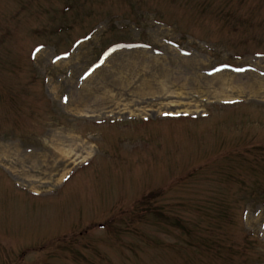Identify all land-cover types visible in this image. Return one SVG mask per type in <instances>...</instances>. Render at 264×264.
<instances>
[{"label": "rangeland", "instance_id": "374dc122", "mask_svg": "<svg viewBox=\"0 0 264 264\" xmlns=\"http://www.w3.org/2000/svg\"><path fill=\"white\" fill-rule=\"evenodd\" d=\"M235 77L264 82V0H0V264H264Z\"/></svg>", "mask_w": 264, "mask_h": 264}, {"label": "bare ground", "instance_id": "6f19581e", "mask_svg": "<svg viewBox=\"0 0 264 264\" xmlns=\"http://www.w3.org/2000/svg\"><path fill=\"white\" fill-rule=\"evenodd\" d=\"M236 76H238V75H236ZM222 77H223V75H214L211 79H218V78H222ZM235 78H237V77H235ZM256 79H258V78H256ZM263 83L264 82L260 81V79H258V81L257 80H253V82L252 81H249L248 82V81H245V80L242 81L241 78H237V79H234L232 81H228V82L226 81L225 83L222 80L220 86L218 88H215L214 93L216 95H219V96H221V95L228 96L230 94L228 92V88H231L232 91L233 90H236L238 92H245V91L252 92V91L258 90V88L263 87ZM206 84H208L210 86H213V87L216 86V84L213 85L214 84L213 82H207ZM143 87H145L146 89H148V90L151 91L152 88L155 87V85H153L151 81L150 82L149 81H146L145 84H144V86L143 85H140V87H138V88H142L143 89ZM73 101L74 102H77L78 104L84 103L85 105H87L89 103V101H87V98L84 97V96H78ZM71 151H72L71 148H69V149H61V152H62L61 155H63L62 156V159L64 157H67L68 155H70V152ZM33 155L34 154H32V153H28L27 159L31 160L34 163H37L38 162V158H37L38 156L36 158H34L35 156H33ZM50 163H51V158H49V156H47V157L43 158V160L40 162V166H42V169L43 170H45L46 168L49 170L51 167L52 168H55V169H58V165H52ZM53 171L54 172H59L58 170L57 171L56 170H53ZM53 171H51V172H53ZM66 171H64V172H62L60 174L61 177L66 174L65 173ZM55 174L56 173H49L48 175L50 176L51 179H54V175ZM48 182H51V181H48Z\"/></svg>", "mask_w": 264, "mask_h": 264}]
</instances>
